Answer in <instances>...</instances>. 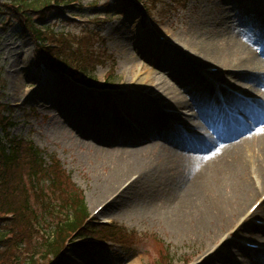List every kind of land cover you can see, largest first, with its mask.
<instances>
[{"label": "rangeland", "instance_id": "1", "mask_svg": "<svg viewBox=\"0 0 264 264\" xmlns=\"http://www.w3.org/2000/svg\"><path fill=\"white\" fill-rule=\"evenodd\" d=\"M8 1L0 0L1 3ZM54 3L44 13L28 7L27 20L38 28L48 26L44 36L52 43L49 49L56 51L59 48L65 52L73 50L79 58H85L87 63L90 54L94 58L93 65H90L94 66V76L88 82L94 81L97 88L74 83L58 72L38 70L34 60L39 46L37 39L24 27V17L6 9L0 10V22L4 25L0 27V101L12 106L10 118L13 124L8 130L16 136L31 140L44 152L47 163L50 157L59 161L72 183L82 191L87 215L77 231L65 235L57 255L45 254L39 248L44 236L52 234V227L47 225L49 223H45L47 226L43 223L44 229L40 226L38 234L30 226L27 236L30 239H26L27 249L18 250L19 264H31L32 256L34 264H196L206 253L213 255L198 264H236L229 262L225 255L234 243L229 238H236L237 243L240 238L257 240L248 232L228 236L226 232L233 231L241 222L234 226L237 221L232 225L233 220L223 228L208 233L199 232L195 227L172 232L162 224L163 209L159 207L163 200L155 201L153 191L148 187L139 193L138 181L109 204L106 210L97 214L95 210L99 206L114 199L140 173L131 169L120 178L114 177L116 160L123 152L121 142L116 140L114 144L102 145L88 138L86 132L99 131L116 135L122 128L142 132L150 109L147 97L157 94L153 86L166 79L171 81L163 70L165 64L162 57L167 49L177 48L175 39L212 30L221 34L223 42L232 36L248 38L254 33L263 34L264 20L259 22L253 10L256 7L264 10V0H56ZM21 13L25 14V11ZM121 32L136 36L134 41L141 39L142 42L140 45L132 41L123 42ZM258 47L264 51V41L259 46L254 45L253 49L258 52ZM259 57L263 62L264 73V54ZM208 67L205 65L199 68L212 84H216V89L208 91L204 99L210 94L214 97L215 91H223L225 99L231 103L232 99L227 97L228 89L218 88L223 82L218 75L219 79H214V72L208 71ZM138 70L148 75L141 84L134 77ZM148 70L155 73L151 74ZM232 70L236 73L238 69ZM18 72L20 74L15 78ZM218 72L224 70L219 69ZM106 78L113 79L110 85L114 89L109 92L100 88ZM237 83L230 86V89H241L246 84L239 79ZM256 90H259L258 94L264 95V78L259 80L254 88ZM211 95L206 102L211 100ZM204 99L198 97L195 101L205 104ZM118 105L122 111L117 109ZM191 112L188 109L187 113ZM6 115H9V111ZM119 116L122 117L120 122L117 121ZM193 121L190 119V125H193ZM144 135L145 145L154 143L150 142L153 136L149 132ZM190 140L196 143L193 138ZM164 145L167 150L171 149ZM155 151L158 154L164 152L159 149ZM158 154L150 161V167L156 170L155 173L157 170H167L165 161L157 159ZM175 162L176 165L172 163L170 168H180L177 170L179 172L185 167L187 170L184 163ZM253 180L257 182L258 179ZM256 186L258 193L244 205V210L264 194V185L257 182ZM28 189L33 205L38 211L44 212V198L35 196L31 182L27 184ZM49 203L58 205L55 197ZM263 208L264 203L256 217L260 218ZM47 215L49 221H53L50 213ZM112 222L114 225L110 228L105 226ZM249 222L253 223L252 220ZM88 232L99 241L91 244L89 240H84ZM221 244L223 248H220ZM233 257L239 264H243L241 252L233 251ZM248 264L264 263L258 261Z\"/></svg>", "mask_w": 264, "mask_h": 264}, {"label": "bare ground", "instance_id": "2", "mask_svg": "<svg viewBox=\"0 0 264 264\" xmlns=\"http://www.w3.org/2000/svg\"><path fill=\"white\" fill-rule=\"evenodd\" d=\"M253 12L254 17L259 22H263L264 10L256 7ZM121 35L123 42L132 41L138 45L140 41L142 42L141 39L134 41L136 36L132 37L124 32H121ZM221 39V34L213 30L199 35L193 34L183 39H175L177 48L167 49L162 57L165 64L163 70L167 72L171 81L166 79L157 82L159 87L158 85L153 86L157 94L147 97L150 109L147 112L146 126L142 132L126 128H122V131L116 135L109 132H86L88 138L102 145L114 144L116 140L121 142L123 152L116 160L114 177L120 178L131 169H136L140 173L137 179L126 186L97 214L106 210L109 204L126 190L131 189L133 183L138 181L137 185L140 187L137 191L139 193L148 187L153 191L155 201L163 200V204L159 207L163 209L161 211L162 224L170 228L172 232L182 229L190 230L195 227L199 232L208 233L216 228H223L234 220L232 225L236 221L234 226L239 222L241 224L233 231H227L228 236L233 237L241 232H248L257 240L264 239V225L255 222L259 219L255 215L260 211L259 208L264 201L253 212L248 211L247 208L244 210V205L258 193L256 183L264 185V111L260 113L255 109L258 119L251 120L250 126H242L241 129L233 132H213L211 136L207 133V128L211 126V119L209 121L198 119L199 121L195 122L193 133L196 136H205L207 143L203 146L192 144L183 138L177 143L176 148L171 147L167 150L164 144L166 146L168 144L160 137L174 133L175 129H172V125H187L192 119L191 114L187 113L188 109L192 112L203 109V105L195 101L196 98L204 99L208 91L216 89V84H212V81L201 72L199 67L206 65L225 68L224 72L212 74L214 79L220 78L223 82L218 88L236 85L239 79L246 82L243 85L245 94H256L257 90L254 91V88L257 87L259 80L264 78L263 62L259 57L264 54V51L256 53L253 47L263 44V34L254 33L248 38L232 36L226 42ZM124 46L127 48L125 44ZM232 69L238 70L234 73ZM150 73L155 72L150 71ZM19 74L20 72L15 74V78ZM144 74L138 70L134 74L136 80L134 77L133 79L141 84L148 76ZM152 90L153 88L150 92ZM246 102V100H241L237 104L240 108L247 109ZM121 118L119 116L117 121L120 122ZM171 118L173 119L170 122ZM234 120L235 117L231 114H225L222 119L224 124H232ZM148 132L153 136L150 142L154 141V143L145 145L144 133ZM155 149L164 152L158 154ZM156 154H158L157 159L162 158L161 160L165 161L167 170L161 169L155 173L156 170L150 167V161ZM175 161L184 163L187 170L185 167L179 172L177 170H181L180 168H176L177 170L174 166L170 168L172 163L176 165ZM153 177L156 178L151 184ZM253 178L258 179L257 182ZM259 217L264 219V208ZM229 241L234 242L225 253L229 262L239 264V261L233 257V251H235L243 254L245 259L241 262L243 264L258 262V259L263 260L264 263V259L260 257L261 248L247 247L242 242L237 243L236 238H229ZM222 244L220 248L224 247ZM212 255L213 253H209L203 262Z\"/></svg>", "mask_w": 264, "mask_h": 264}, {"label": "trees", "instance_id": "3", "mask_svg": "<svg viewBox=\"0 0 264 264\" xmlns=\"http://www.w3.org/2000/svg\"><path fill=\"white\" fill-rule=\"evenodd\" d=\"M48 1L10 0L0 2V10L9 9L25 18L24 27L39 43L35 52L37 65L41 63V66L49 69H60L70 73L81 70L88 74L90 67L94 68L90 66L91 61L87 63L85 58H79L73 50L65 52L59 48L56 51L49 49L52 43L44 36L47 29L38 28L27 20L28 7H34L35 12L44 13L43 11L49 8ZM22 11H25L26 15L21 13ZM3 26L0 22V27ZM90 59L93 60L92 56L88 55V61ZM7 111H10V107L0 101V264H19L18 250L27 249L26 239H30L27 236L33 221L41 225L49 223L47 225L52 227V234L39 243V248L45 254L56 253L65 235L78 230L81 226L87 208L82 191L72 183L59 161L50 157L47 163L40 148L29 139L16 136L8 130L13 122L6 115ZM28 182L32 183L35 196L40 195V199L44 198L45 203L42 204L44 212L38 211L33 205L30 191L27 190ZM52 197L57 199V206L49 203ZM45 211L50 213L53 221H49ZM8 214H11L12 218L7 217ZM11 229L13 230L9 233ZM86 235H90L89 232ZM31 261V264H34L33 256Z\"/></svg>", "mask_w": 264, "mask_h": 264}]
</instances>
